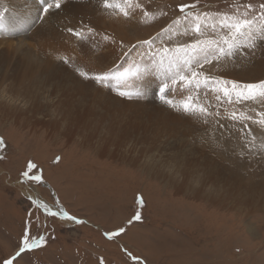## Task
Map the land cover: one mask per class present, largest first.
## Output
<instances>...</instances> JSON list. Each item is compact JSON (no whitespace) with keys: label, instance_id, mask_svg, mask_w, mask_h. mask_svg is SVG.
<instances>
[{"label":"rangeland","instance_id":"obj_1","mask_svg":"<svg viewBox=\"0 0 264 264\" xmlns=\"http://www.w3.org/2000/svg\"><path fill=\"white\" fill-rule=\"evenodd\" d=\"M139 2L145 5L151 15L142 18L137 13L133 18L134 23L127 19L122 27L118 24L117 40L124 35V31L135 40L155 37L179 15L180 4L196 3L197 12H207L215 18L218 13L231 14L236 5L245 3L252 4L254 9L259 10L264 0H198V2L139 0ZM115 9L105 10V13L123 17L119 14V9ZM164 13L167 14L163 15ZM38 15L37 11L33 24L31 23L24 31L30 32L41 23L36 24ZM47 22L59 30L60 27L55 24L54 18ZM131 24L136 25L131 28L129 27ZM176 32L171 34V38L169 35H163L161 44L167 43L174 47L177 43H190L193 40L192 35ZM220 34L210 29L206 32L208 38L219 39ZM15 35L11 34L8 37ZM72 39L77 41L76 38ZM124 51L126 48H118L120 57L116 63L118 67L121 65L127 67L132 58L137 56V51L134 50L125 62L122 56ZM260 58L261 55L257 51L253 57L254 61L250 64L246 62V65L251 66ZM71 64L66 66L72 67ZM241 64L242 67H246ZM152 75L156 74L147 77L152 78ZM250 77L252 76L247 77V83L252 82ZM109 81L107 83L109 88L116 85L117 89L128 88L132 92L139 89L135 85V79L127 82L116 79ZM155 88L148 93L147 98H142L138 102L154 103L174 111L159 100L155 95ZM171 97L176 99L175 103L179 105L184 94L176 91L171 93ZM249 106L238 107L247 112ZM225 107L231 110V106ZM179 117L183 120L188 119V122H192L199 129L200 126L203 128V131H198L199 136L202 134L200 140L204 138L201 141L204 146L203 152L222 168L223 173L231 175L228 177L233 176L236 182L245 187L262 182L264 184V128L250 125L257 137L255 141L257 148L255 151H249L243 147L239 135L228 139L226 136L213 133L208 125L203 127L197 123L198 121L187 118L184 114ZM223 122L232 129L230 122L227 120ZM0 137L5 141V145L0 146V157H3L0 159V258L16 250L28 219V212L32 211L26 196L33 195L54 208L59 207L86 220L87 223L79 226L70 225L67 221L46 217L42 212L35 211L34 216L38 219L32 226L33 235L45 231L39 228L43 223L46 225V234L55 238L49 240L45 248L26 253L17 264H100L101 258L104 264H134L123 249L139 257L142 264H264L262 209H255L250 213L230 211L228 208L220 209L209 205L201 199L177 195L171 188L150 178L143 171L129 169L127 165L109 160L108 157L95 156L93 150L81 146L78 139L67 141L57 132H50L43 127L30 128L23 123L4 124L0 121ZM57 157L60 158L58 162ZM28 161L37 164L42 171L45 181L43 184L19 182L20 173ZM172 162L169 158L167 164ZM138 196L144 199L142 209L138 207L136 199ZM137 210L141 211L142 220L128 225L127 221ZM119 227L126 228V232L120 237L112 241L104 237L105 231Z\"/></svg>","mask_w":264,"mask_h":264},{"label":"bare ground","instance_id":"obj_2","mask_svg":"<svg viewBox=\"0 0 264 264\" xmlns=\"http://www.w3.org/2000/svg\"><path fill=\"white\" fill-rule=\"evenodd\" d=\"M37 10L34 0H0V14L5 20H14L17 14L26 28L33 24ZM128 20L133 22V19ZM128 20L120 15L106 14L99 3H67L54 16L59 30L46 21L30 32L0 37V121L23 123L30 128L43 127L57 132L67 141L78 139L80 145L92 149L95 156L108 157L129 169L141 170L177 195L201 199L230 211L250 213L262 209L264 212V192L260 193L264 191L263 182L245 187L233 176L228 177L230 174L223 173L222 168L203 152L201 141L204 138L200 140L202 134L199 136L198 133L203 128L200 126L199 129L188 119H180L182 112L138 102L140 99L118 97L116 85L105 88L78 75L77 68L89 73H101L111 68L112 73L117 72L120 42H124L123 49L127 50L135 42L146 39H132L125 31L119 37L120 41L116 39L119 27ZM81 21L95 29L96 34L90 40L75 41L63 31L66 24L79 26ZM134 25L129 27L134 28ZM105 34L111 40H104ZM155 37L154 48L163 44L164 36ZM111 41L115 42L112 44ZM141 49L132 60L140 59ZM57 56L74 58L73 66H66ZM238 63L246 67L222 63L220 68L206 66L205 70L217 77L246 83L249 75L252 82L264 80V57L251 66H247L242 57ZM157 83L148 77L135 80L137 87L147 88L149 92ZM173 101L177 102L176 99ZM186 123L191 125L186 126ZM169 158L173 162L167 164Z\"/></svg>","mask_w":264,"mask_h":264},{"label":"snow or ice","instance_id":"obj_3","mask_svg":"<svg viewBox=\"0 0 264 264\" xmlns=\"http://www.w3.org/2000/svg\"><path fill=\"white\" fill-rule=\"evenodd\" d=\"M40 8L37 19L46 22L48 17L57 11H62L67 0H38ZM198 2V0H197ZM104 10L117 8L125 19H133L137 12L142 18H147L151 13L139 0H120V4L113 3L112 0H100ZM241 9H243L241 11ZM179 15L170 25L161 29L157 36L171 34L179 29L176 34L192 35L190 43H177L174 47L170 44H162L153 47L156 37L139 41L122 53L127 62V58L135 49L143 48L144 51L138 55L139 60L133 59L127 67L119 66L117 72L89 73L77 68L80 77L85 80H92L101 86H107L110 79L127 82L129 79L143 80L148 75L155 73L158 83L155 95L160 101L171 108L182 112L187 118H192L200 124L208 125L213 133L226 136L232 139L239 135L243 141V147L249 151H255L257 137L250 125H259L264 128V80L257 82H241L224 77L212 75L210 71H205L206 66L220 68L222 63L239 64L242 57L247 63L253 62V57L257 51L264 57V3L260 4L259 10L254 9L252 4H240L235 6L233 13H218L215 18L207 12H197L196 3L178 5ZM164 13L163 15H166ZM156 19V17H152ZM3 15L0 14V20ZM3 25L0 24V29ZM220 32L219 39L208 38L207 30ZM63 31L77 38L80 41L90 40L96 33L91 26H85L81 21L79 26L70 23L63 27ZM87 33V35H85ZM201 37H204L203 39ZM104 40L111 38L105 34ZM115 42V41H111ZM123 48V42H120ZM157 57L159 59H157ZM65 64L73 63L74 58L67 56H57ZM179 91L184 94L181 103L177 105L169 95ZM149 90L139 88L136 91H119L121 97L128 99L147 98ZM231 106V110L225 107ZM240 105H250L248 111H244ZM227 120L232 124L229 129ZM238 126V127H237ZM5 141L0 137V146H4ZM3 157H0L2 159ZM59 157L56 161H59ZM21 184H43L44 177L38 165L28 161L25 169L20 173ZM26 199L32 206V211L28 212V219L24 226L22 236L18 241L16 250L3 258L0 264H17L26 253L45 248L49 240L55 237L46 234V225L41 223L39 228L45 229L36 235L32 233V226L38 217L34 216L35 211L42 212L46 217H53L67 221L70 225H84L86 220L77 217L69 212L49 205L33 195H27ZM137 203L139 209L143 208L144 199L138 196ZM142 220L141 211L127 221L128 225ZM126 232L125 227H119L112 231H105L104 237L109 241L120 237ZM125 254L134 264H142L139 257L133 255L127 249H123ZM100 264H104L103 258Z\"/></svg>","mask_w":264,"mask_h":264}]
</instances>
